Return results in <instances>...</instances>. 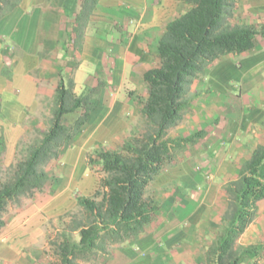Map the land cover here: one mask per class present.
Instances as JSON below:
<instances>
[{
	"label": "crops",
	"instance_id": "crops-1",
	"mask_svg": "<svg viewBox=\"0 0 264 264\" xmlns=\"http://www.w3.org/2000/svg\"><path fill=\"white\" fill-rule=\"evenodd\" d=\"M83 1L21 0L0 18V138L2 159L7 165L13 161L16 145L28 129V115L38 109L40 96L53 94L61 76L72 78L76 93L86 86L100 85L96 95L99 104H94L90 117L80 129L84 149L74 146L64 155V161H69V165L65 164L66 171H70L69 179L46 201L54 210H62L63 204L72 203L69 198L73 190L86 196L94 192L98 180L87 163L86 150L95 145L117 144L126 134L140 107L135 95L147 96L143 74L159 64L157 42L166 24L191 7L182 0H97L89 16L78 25L75 18ZM249 11L264 13V0H253ZM76 28L79 36L73 33ZM261 42L251 53L223 56L189 86L192 93L198 92L193 99L207 97L206 90L210 89L224 99L237 95L241 100L234 110L223 107L208 115L204 109L196 112L195 120L192 119L195 124L187 135L202 130L199 138L211 137L205 145L208 156L224 162L244 161L257 145L264 144V40ZM99 106L101 109L96 110ZM78 114L76 111L64 117L71 123ZM235 169L238 174L239 169ZM188 170L190 174L201 175L200 169ZM171 189L166 203H173L178 197L182 204L178 208L182 209L185 204L191 226L217 225L219 218L215 215L210 216L209 224L201 221L207 199L188 197L192 192L201 195L210 191V186L201 193L190 190L185 183ZM73 200L71 206L76 204V199ZM22 227L19 232L27 231V226ZM9 231L12 228H8ZM11 233L14 236V232ZM194 233L195 229L191 234ZM184 234L180 230L167 233L165 249L169 250L166 254L172 252L179 259L170 264H192V255L185 252L184 243L176 245ZM237 242L262 246L257 256L246 258L241 264H261L258 258L262 254L264 264V198L259 200L256 217ZM203 252H199V258ZM166 257L159 253L152 259L148 255L147 259L134 264H169Z\"/></svg>",
	"mask_w": 264,
	"mask_h": 264
},
{
	"label": "trees",
	"instance_id": "trees-1",
	"mask_svg": "<svg viewBox=\"0 0 264 264\" xmlns=\"http://www.w3.org/2000/svg\"><path fill=\"white\" fill-rule=\"evenodd\" d=\"M21 0H0V18ZM191 5L170 20L157 42L159 64L146 70L147 96L140 101L139 125H133L117 149L96 147L87 155L92 167L99 162V187L89 196L76 195L79 212L63 221L50 240L56 258L50 264H82L109 253V246L140 237L159 210L151 187L167 168L176 165L177 152L194 144L202 130L170 135L184 109L198 92L190 93L193 79L225 55L251 53L264 40V24L232 21L236 0H182ZM97 0H84L75 22L81 25ZM77 34V28L73 31ZM7 75V73H6ZM72 78L61 76L51 98L46 128L23 137L9 166L0 164V230L4 213L22 197L42 192L50 180L46 165L87 122L100 85L73 90ZM79 111L71 122L64 116ZM3 141L0 138V156ZM95 156V159H94ZM235 179L223 186L227 204L217 232L205 246L199 264H241L262 251L260 244H239L240 234L254 220L264 198V144L257 145L238 168Z\"/></svg>",
	"mask_w": 264,
	"mask_h": 264
},
{
	"label": "rangeland",
	"instance_id": "rangeland-1",
	"mask_svg": "<svg viewBox=\"0 0 264 264\" xmlns=\"http://www.w3.org/2000/svg\"><path fill=\"white\" fill-rule=\"evenodd\" d=\"M251 3H253V0H236L232 21L264 24V13L248 12V8ZM236 9L238 10L236 11ZM243 88H246V86ZM189 92L192 93V90ZM206 93H209L207 97L199 99L192 98L190 100L189 106L184 109L181 119L170 130V135H187L188 129H190L192 124H195L192 119L195 120L196 112L201 109L207 111L208 115L209 113L214 114L217 111H221V108L223 107L230 110L237 109L236 105L241 103V100L239 99L240 97L237 95L224 99L219 97L216 92H212L210 89L209 92L206 90ZM52 96L53 94L50 96H40L38 109L28 115V129L22 135L23 138H31L33 130L36 127L41 129L46 128V121L50 115L49 109ZM135 96L139 104L140 101L145 98L140 95ZM100 100H104V98ZM192 102L194 103L192 104ZM95 104H99L98 100ZM95 109L98 110L101 108L99 106ZM68 116L70 117V115ZM63 121L68 123V118L64 117ZM140 121L141 116L139 111H137L136 118L130 124L126 134L123 135L120 142L103 147L108 149H117L121 145L122 140L130 133L132 126L139 125ZM210 139L212 138H199V140L197 139L194 144H186L184 149L177 152L176 164L178 165L174 168L169 167L166 171L164 170L165 174L161 176L158 181L155 180V183H152L151 187L153 189V194L155 199L158 201V205H160V209L154 215L152 222L145 228L144 232L138 239L122 245H110L108 254L99 255L94 261L82 262V264H129L130 262L134 264L136 261L147 259L146 257H148V255H151L152 259L156 258L159 253L167 256L166 260H168L169 264L177 262L179 259L176 255L173 256L172 252L166 254L169 249H165V241H167V233H175L179 230L185 234L183 239L178 241L176 245H182L184 243L183 245L186 248L185 252L192 255V258L190 259L192 264H199V262H202L203 256L199 258V252L202 250L204 251L205 246L213 238L212 235H215L213 232H215L216 228L218 229L221 215L224 211L225 205L227 204V197L224 193L223 186L228 181L236 178L237 173L235 168H239L240 164L243 162H224L221 161L220 158H214L211 155L208 156L209 151L205 145L209 143ZM82 141L83 139L80 138L79 130L74 135L71 142L62 147L59 156L51 159L49 164L46 165V170L49 172L51 178L43 191L34 193L29 197H22L18 204L10 205L6 210L4 213L6 225L0 230V264H50L56 259L53 254V248L50 245V240L55 239L60 233L62 225L60 217H63V221H66L70 218L71 213L79 212L77 201L74 206H71V204L74 203L73 199H75L76 195L83 194L78 190L71 191L69 200L72 203L69 201L71 204H63L64 208L62 210L49 208V203L46 201L53 191H55L58 187L60 188V186L62 187L63 183L68 181L70 171H66L67 169L65 164L69 165V161H64V155L69 153L68 150L72 149L74 146L75 148L78 146L84 149V147L81 146ZM96 147H102V145H95L86 150L84 155L87 159V163V155ZM2 156L3 155L1 153L0 164L3 167L9 166L12 162L7 165V163L2 159ZM207 158H211L212 160H205ZM190 168L200 169L201 175L190 174L191 172L188 170ZM90 169H92L96 181L98 180V185L96 186V189H98L99 180L102 176L99 162L94 160ZM201 180H203V183H200ZM180 183L188 184L190 190H198L200 193L201 191H206L205 189L210 186V191L208 190L207 192L201 193V195L199 193L196 195L191 191L192 194L188 197L194 198L195 200L198 198V200L207 199L208 202L205 204L206 209L202 210L203 218L201 221L205 220L209 224V221H211L212 218L210 216L215 215L219 218L217 225H213L212 227L211 225L207 226L202 224L199 226H191L187 218L189 215H187L188 209L186 210V208H184L185 204L181 207L182 209L178 208L182 205L178 197L175 202L166 203V198L169 196V192L172 191L171 188H176L180 185ZM191 186L193 187L190 188ZM214 187L219 188L218 190H215ZM205 221L202 222L205 223ZM22 226H27V231L19 232V229H24ZM6 228H12V231L7 232ZM194 229L195 233L191 234ZM11 232H14V236H12ZM15 236L18 240L13 239L16 238ZM14 244L15 247L12 246ZM187 245H191V247ZM176 249L177 247H175V249L173 248V252L175 254L177 253ZM178 249H180V246ZM180 250L182 251V249ZM258 259L259 262L263 264V254Z\"/></svg>",
	"mask_w": 264,
	"mask_h": 264
}]
</instances>
